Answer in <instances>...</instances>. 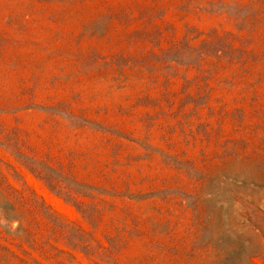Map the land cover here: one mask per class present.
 <instances>
[{
	"label": "rangeland",
	"instance_id": "374dc122",
	"mask_svg": "<svg viewBox=\"0 0 264 264\" xmlns=\"http://www.w3.org/2000/svg\"><path fill=\"white\" fill-rule=\"evenodd\" d=\"M0 264H264V0H0Z\"/></svg>",
	"mask_w": 264,
	"mask_h": 264
}]
</instances>
